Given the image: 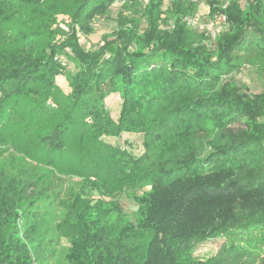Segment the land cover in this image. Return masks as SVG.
Returning a JSON list of instances; mask_svg holds the SVG:
<instances>
[{"label": "trees", "instance_id": "16d2710c", "mask_svg": "<svg viewBox=\"0 0 264 264\" xmlns=\"http://www.w3.org/2000/svg\"><path fill=\"white\" fill-rule=\"evenodd\" d=\"M205 1L230 28L216 55L187 41L188 0H171L170 31L155 22L161 0H149L146 32L119 17L115 42L94 51L80 46L76 27L104 16L106 0H0V145L30 129L36 113L49 125L37 128L50 146L47 163L62 172L44 171L43 159L0 168V264H50L31 240L29 208L57 202L68 177L85 189L75 196L85 205L76 206L68 264H264V94L223 82L250 52L264 56V6ZM59 15L70 20L64 29ZM110 95L119 99L115 117ZM125 134L142 136V154L125 138L118 143ZM6 150L0 158L15 164ZM130 185L144 211L136 226L143 239L132 250L103 221L118 206L99 208ZM216 239L223 241L212 255H194Z\"/></svg>", "mask_w": 264, "mask_h": 264}, {"label": "rangeland", "instance_id": "374dc122", "mask_svg": "<svg viewBox=\"0 0 264 264\" xmlns=\"http://www.w3.org/2000/svg\"><path fill=\"white\" fill-rule=\"evenodd\" d=\"M188 1L193 3L194 9L192 13L182 18V22H184L186 28L187 41L192 43L193 46L203 47L204 50L208 51L210 54L216 55L221 37L230 34V28L228 25H225L223 31L212 39L208 33V28L211 24L215 23L217 14H210L211 8L205 0ZM148 2L149 0H106L107 13L104 16L94 17L85 29L79 28L80 26L76 27V34L80 46L84 50L94 51L105 43H114L116 37L115 33L119 27L117 25L119 17L131 20L135 25L139 26L140 31H143L142 33L146 32L148 17L145 15V10ZM170 4L171 0H161L159 14L154 15L155 22L161 30L170 31L174 24V20L166 14L170 9ZM188 18L196 20L197 23L195 27L186 25L185 20ZM57 23L60 28L64 29V26L68 25L70 20L67 16L59 15L57 16ZM54 60L61 66V69L65 73L72 72V66L62 57H55ZM223 82L247 95L264 94V56H258L255 51L250 52L247 60L236 63V68H234L233 71H229L228 74L224 76ZM55 84L59 90L63 93H67L68 88L65 80L58 77L55 80ZM106 103L110 109L111 116L115 117L119 106V99L116 95H110L106 99ZM47 104L48 106L51 105L50 107L53 108L52 103L50 104L47 102ZM23 119L27 121V115ZM41 120V117L35 113L33 119L34 123H32L30 129H20L16 134L11 136V139H8L0 145V150L7 149L6 151L11 152L16 158V162L13 164L7 163L6 158L1 157L0 168L6 166L18 168L20 160H23L24 164H35L43 159L44 162L41 163V166H43L44 171H55L57 175L62 173L56 169L54 161L47 163V160H49L48 148L50 146H48L49 144H46L45 141H41V137L38 136L41 130L37 128L41 127L42 132H44L48 128V124L44 122L42 125ZM52 120L55 119L52 118ZM234 128H237V126H234ZM123 139L130 142L135 154L138 156L142 154L143 147L141 144V135H122L118 143L121 144L124 141ZM44 145H46V147H44ZM68 164L70 165V163ZM14 171L15 170L12 172ZM74 178L75 177H68L63 186L58 188L56 193L59 195V199L57 202L48 197V199L37 201L29 208L31 214L28 216V221L33 231V234H30L31 240H33V243L40 245L43 253L49 257L48 260L50 264H68L67 255L70 249L69 239L75 236L77 231L75 225L76 206L82 205V203L85 205V202H75L77 193L82 194L85 192V189L81 186L82 181ZM131 187V185L125 186V189H122L118 194H114L112 198L106 199L110 201L108 204L104 203L99 208L109 210L108 208H113V204L118 206L119 214L114 212L109 213L108 211L109 215L103 218V221H105L108 226H112L114 231L121 235V239L132 250L134 246L139 244L143 239L140 235L143 234L142 229H137L136 226L139 219L143 218L142 214L144 211L143 209H138V206L130 197L132 192L136 193V195L141 193L139 191H131L129 189ZM82 197L88 200L90 199V194L85 196L82 195ZM115 199L118 202L115 203ZM91 202V204L96 203V201L93 200ZM98 205H100V203ZM34 209L35 212L32 214V210ZM36 220H41V224H37L35 222ZM222 241L223 239H216L208 242L200 247L194 255L200 258L212 255Z\"/></svg>", "mask_w": 264, "mask_h": 264}, {"label": "built area", "instance_id": "2783aa9c", "mask_svg": "<svg viewBox=\"0 0 264 264\" xmlns=\"http://www.w3.org/2000/svg\"><path fill=\"white\" fill-rule=\"evenodd\" d=\"M261 2V4L264 6V0H258ZM221 7L224 9L227 5V1L220 0ZM185 23L187 26L195 27L196 26V20H192L191 18H188L185 20ZM225 25H227L226 17L222 14H219L215 18V23L211 24L208 28V33L210 37L213 39L216 36H218L224 29Z\"/></svg>", "mask_w": 264, "mask_h": 264}]
</instances>
